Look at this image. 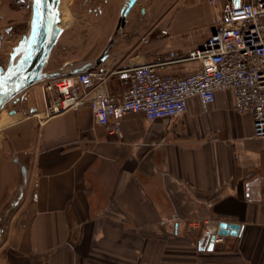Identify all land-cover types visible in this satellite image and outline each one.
<instances>
[{
  "label": "crops",
  "instance_id": "obj_1",
  "mask_svg": "<svg viewBox=\"0 0 264 264\" xmlns=\"http://www.w3.org/2000/svg\"><path fill=\"white\" fill-rule=\"evenodd\" d=\"M112 5L118 17L123 1ZM212 28L207 0H138L103 67L151 63L185 75L200 62L183 58ZM108 85L124 90L117 76ZM24 103L0 134V264H264V140L229 92L205 116L198 98L177 119L130 113L121 136L86 104L47 117L41 88ZM192 219L241 230L209 250L186 228Z\"/></svg>",
  "mask_w": 264,
  "mask_h": 264
},
{
  "label": "built area",
  "instance_id": "obj_2",
  "mask_svg": "<svg viewBox=\"0 0 264 264\" xmlns=\"http://www.w3.org/2000/svg\"><path fill=\"white\" fill-rule=\"evenodd\" d=\"M207 3L212 32L183 58L199 61L198 69L170 75L151 63L111 71L102 64L87 72L46 80L41 85L46 116L86 104L108 134L121 136V120L130 113H144L150 122L177 119L188 112L193 98L199 99L202 113H208L217 93L229 92L235 112L252 114L253 136L264 140V0H240L239 6L234 0ZM170 57L182 59L175 52ZM113 76L124 86L121 94L109 89ZM261 158L264 162V148ZM167 221L177 231L182 223L178 216ZM185 226L208 236L213 244L223 242L226 236L219 233L220 224L207 219H192Z\"/></svg>",
  "mask_w": 264,
  "mask_h": 264
},
{
  "label": "rangeland",
  "instance_id": "obj_3",
  "mask_svg": "<svg viewBox=\"0 0 264 264\" xmlns=\"http://www.w3.org/2000/svg\"><path fill=\"white\" fill-rule=\"evenodd\" d=\"M121 1V0H120ZM123 4L125 0H122ZM33 0H0V66L6 67L13 48L29 32ZM113 0H62L61 16L67 24L63 34L53 48L44 70L55 71L72 59L81 61L100 55L109 39L113 22L118 23L119 16H114ZM77 63V62H76ZM41 83L34 84L23 91L17 99L9 102L0 111V134L3 126L11 121L12 112L22 109L26 96L39 90ZM199 116L202 113L200 109ZM229 118H236L232 110H224Z\"/></svg>",
  "mask_w": 264,
  "mask_h": 264
},
{
  "label": "water",
  "instance_id": "obj_4",
  "mask_svg": "<svg viewBox=\"0 0 264 264\" xmlns=\"http://www.w3.org/2000/svg\"><path fill=\"white\" fill-rule=\"evenodd\" d=\"M62 0H42L37 8L35 0L32 2V15L29 32L25 34L10 54V60L6 67L0 66V111L6 105L17 99L18 96L30 86L46 80L75 75L87 72L101 66L110 56L120 31L127 24V17L138 0H125L120 10L119 20L109 42L99 56L84 61H69L61 68L46 72L44 70L53 48L58 43L64 29L60 26ZM239 6L240 0H234ZM77 62V63H76ZM15 112H12V114ZM24 181L26 180V168L22 165ZM23 195L22 188L18 195ZM241 225L234 222L222 221L219 233L223 235H238ZM1 239V228H0ZM200 244L211 250L213 242L208 236H202Z\"/></svg>",
  "mask_w": 264,
  "mask_h": 264
},
{
  "label": "flooded vegetation",
  "instance_id": "obj_5",
  "mask_svg": "<svg viewBox=\"0 0 264 264\" xmlns=\"http://www.w3.org/2000/svg\"><path fill=\"white\" fill-rule=\"evenodd\" d=\"M106 2H107V0H106ZM1 41H2V38L0 37V46H1ZM16 203H15V200L12 202V205H11V208L12 207H14V205H15ZM1 221H2V217H0V223H1ZM0 228H1V236H2V233H3V228H2V226L0 225Z\"/></svg>",
  "mask_w": 264,
  "mask_h": 264
},
{
  "label": "bare ground",
  "instance_id": "obj_6",
  "mask_svg": "<svg viewBox=\"0 0 264 264\" xmlns=\"http://www.w3.org/2000/svg\"><path fill=\"white\" fill-rule=\"evenodd\" d=\"M60 11H61V7H60ZM32 15V14H31ZM65 24H67V21H63V19H62V16H61V23H60V26L63 28V26L65 25ZM30 28V27H29ZM63 34V33H62ZM61 34V35H62Z\"/></svg>",
  "mask_w": 264,
  "mask_h": 264
},
{
  "label": "snow or ice",
  "instance_id": "obj_7",
  "mask_svg": "<svg viewBox=\"0 0 264 264\" xmlns=\"http://www.w3.org/2000/svg\"><path fill=\"white\" fill-rule=\"evenodd\" d=\"M35 3H36L37 8H39V6H40L41 3H42V0H35Z\"/></svg>",
  "mask_w": 264,
  "mask_h": 264
}]
</instances>
